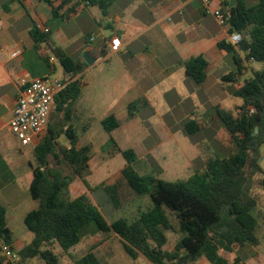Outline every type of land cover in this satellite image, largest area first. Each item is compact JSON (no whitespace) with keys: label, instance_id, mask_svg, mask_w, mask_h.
I'll return each mask as SVG.
<instances>
[{"label":"crops","instance_id":"0c3cea01","mask_svg":"<svg viewBox=\"0 0 264 264\" xmlns=\"http://www.w3.org/2000/svg\"><path fill=\"white\" fill-rule=\"evenodd\" d=\"M226 1L212 0L211 7L228 15ZM53 3L52 6L46 0H13L5 8L8 0H0V205L6 208L13 246L18 250L34 237L25 225V217L39 206V201L31 197L30 184L37 166L34 150L46 136L54 135L59 146L70 148L69 140L61 142L64 135L61 133L70 129L78 139L77 147H92L86 177L102 173L99 162L93 171L94 160L100 153L103 158L117 159L124 164L118 171L119 176L127 162L114 147L104 148L110 135L102 125L105 118L114 115L120 127L111 135L122 150L133 149L138 158L136 163L146 159L154 165L164 162L165 168L163 166L161 171L168 175V166L176 162L179 170L172 174L178 177L185 175L179 174L181 170L184 173V167L193 169L196 162L200 166L193 169V174L204 170L210 158L219 156L218 151L235 153L233 138L217 108L237 114L244 104L235 92L230 95L224 90V77L237 67L233 55L230 57V53L218 47L220 41H227L229 26L222 25L213 13H208L203 0H116L106 13L98 6L77 8L69 19L63 17L71 4L54 13L53 7L57 8L61 0H53ZM246 3L248 5V0ZM34 24L41 32L49 29V45L35 43L31 35ZM114 36L122 42L118 52L109 50ZM74 45H77L76 56L67 52ZM51 48H58L75 60H84V53L90 52L96 61L76 76L67 74L62 67L65 84L72 79L81 81L80 96L67 112H60L55 103L48 125L52 132L47 128L31 145L22 146L12 134L9 123L25 86L56 70ZM18 50L21 54L13 57ZM197 57H204L208 62L207 77L201 84L187 74L186 68V61ZM254 63H245L246 79L252 77ZM241 76L235 82L236 90L245 83L246 79L242 81ZM133 103L138 104V110L134 117H129V106ZM212 109L215 113L207 119ZM192 120L197 123L193 127L194 134L210 132L219 150L204 138L194 140V134L186 130ZM213 122L218 124L217 130L213 129ZM101 127L104 135L102 142L97 143L95 134ZM203 143L207 144L205 152L201 149ZM83 184L85 193L88 184ZM259 201L264 216V194ZM258 238V245L238 246L230 256H239L243 264H264V230ZM98 248L102 250L103 261L130 264V255L114 232L85 237L70 254L63 255L60 264H73L75 252L83 256L92 251L100 258ZM57 251L61 252L59 248ZM35 260L37 264H45L39 258L30 261ZM4 264L14 263L6 261ZM197 264L211 263L201 258Z\"/></svg>","mask_w":264,"mask_h":264},{"label":"trees","instance_id":"16d2710c","mask_svg":"<svg viewBox=\"0 0 264 264\" xmlns=\"http://www.w3.org/2000/svg\"><path fill=\"white\" fill-rule=\"evenodd\" d=\"M13 0H8V4ZM22 2L23 0H18ZM53 6V0H46ZM116 0H61L54 13L67 5L64 19H69L78 9L98 6L104 13ZM228 8L226 1V24L229 32H238L242 40L234 45L220 41L218 47L233 55L236 70L224 77L225 82H236L247 70L246 62L262 63V68L252 70V77L235 91L244 104L235 114L231 110L217 108L218 115L233 138L236 152L229 157L210 158L202 171H196L187 179L165 180L151 174H140L134 164L138 160L133 149L122 150L111 133L120 127V121L111 115L102 121L110 138L104 148L114 147L121 152L127 165L122 175L111 183L101 184L114 209H125L130 201L147 198L149 206L138 208L133 217L116 216L110 223L95 204L88 192L71 197L70 188L76 178L85 184L91 160L90 145L77 147L76 135L63 131L71 147H61L54 135L46 136L36 147L37 166L30 184V194L39 206L27 214L25 225L33 239L20 250L13 246L12 231L8 226L6 208L0 205V264L9 260L3 255V245H10L20 255L18 264L39 258L45 264H60L64 254L80 244L83 239L96 233H116L128 255L136 259L143 255L151 264H197L206 258L211 264H243L235 248L245 244L258 245L260 212L259 198L253 194L256 178L261 175L264 187V0L249 6L246 0H236ZM50 32H41L33 25L31 35L36 44H50ZM65 72L71 76L82 73L88 64L75 60L58 48H51ZM106 54V51L103 52ZM208 62L204 57L186 61L187 74L198 84L206 80ZM81 81L70 80L56 98L60 112L71 110L81 94ZM138 104L129 106V117H134ZM196 121L188 123L186 130L194 134ZM50 133L51 128L48 127ZM60 153V156L57 155ZM51 159L54 165L51 164ZM68 169V173L66 172ZM87 185V184H86ZM88 191L91 190L87 185ZM177 222V227L173 222ZM168 231L178 233L180 238L174 248L166 250ZM61 252H58L57 249ZM73 264H110L94 252L77 258Z\"/></svg>","mask_w":264,"mask_h":264},{"label":"rangeland","instance_id":"374dc122","mask_svg":"<svg viewBox=\"0 0 264 264\" xmlns=\"http://www.w3.org/2000/svg\"><path fill=\"white\" fill-rule=\"evenodd\" d=\"M258 2H259V0H248V5L254 6ZM67 52H68V54H72L73 56H76L75 52H77V45H74L71 48H69ZM230 57H232V54H230ZM51 60L54 62L56 70L50 73V77L63 80L65 78V74L63 72V68H62L59 60L57 59V57L54 54L51 55ZM253 67L256 70H259L262 68V63L256 62V63H254ZM247 77H248V75H242L241 76L242 81H244ZM224 85L226 86V88L224 89L226 93L232 95L236 91V83L235 82H225ZM214 113H215V110L212 109V111L208 112L206 118L208 119L210 117V115L214 114ZM212 127H213V129L216 128V130H217L218 124L213 122ZM99 129H100L99 132H97L95 134V140H96L95 142H97V143L102 142V135H104V129L102 127ZM212 132L214 133L215 131H212ZM192 137L194 138V140L195 139H202V138H204L205 140H209V142H210L209 144H212L213 147H215L216 149L219 150L218 146L216 145L217 142L214 139V135H211L210 132L206 135L200 134V133H195ZM67 140H68V138L66 137V135H62L61 142H64ZM117 144L119 145V143H117ZM203 145L204 146L201 147V149L203 152H205L206 148H207V144L203 143ZM236 151L237 150L235 148L234 152H236ZM218 152H219L220 157H224V156H227L228 154L229 155L231 154V151H228V150L218 151ZM96 156L97 157L95 158L94 163H93V171H95L96 164H97V162H99L102 173H100V174L92 173L89 175V177H84V180L91 188V190L90 191L87 190V192L90 194V196L93 199V201L95 202V204L102 211L105 218L109 221L113 220V218H115L116 216H125L128 218H131L134 216L135 213H137L138 208H141L142 210L147 209V207L149 206V202H148L147 198H143L141 200L130 201L129 203H127L125 209H123L122 211L117 212L114 209L113 204H112L108 194L102 188H99V186L101 184L111 183L114 179L120 177L121 175L118 176V174H119L118 171L120 168H122L124 166V164L118 163L117 159L103 158L101 153L97 154ZM122 159H124V158L122 157ZM263 160H264V158L262 159V162H263ZM147 161L148 160L146 159V160L141 161V162H137V163L135 162V164H134L135 170L138 171L140 174H151V175H155L159 178H162L165 180H171V181L189 178L193 174V169H195L196 166H200V165H198L199 163L196 162V163H194V167H192L193 169H189V167L188 168L184 167V169L182 168L183 170H185L184 173H182L183 171L181 170V172H179V174L181 173V174H185V175H182V176L178 175V177H177V174L173 175L172 173H176V171L179 170V167L177 166L176 162L175 163L171 162V159H170V164L173 163L174 165L171 164L167 168V172L169 171L170 175H168L166 172H164V170L161 171L163 166L165 168L164 162L160 163V164L156 163L154 165L152 163L150 164V162H147ZM108 163H110V166H111L110 168L108 167V165H109ZM51 164L54 165V161L52 159H51ZM181 164H182V162H181ZM263 164H264V162H263ZM66 172L68 173V169H66ZM261 180H262V176L259 175L255 180V184H254V188H253V194L256 195L259 198V200L262 199V196L264 194V187L261 184ZM83 189H85L83 182L81 181V179L76 178V180L74 181V183L72 184V186L70 188L71 197L79 196L80 194L83 193ZM173 222L177 227L178 224H177L175 219H173ZM263 230H264V216H262L260 218V227L258 229L257 235L260 236V234ZM167 234L169 237V242L166 245L165 249L171 250L174 248V245H175L176 241L180 238V235L178 233H174L172 231H168ZM97 252H98L100 258L102 259L101 248H98ZM74 256L80 257V256H82V254L75 252ZM36 262H37L36 260L30 261L26 264H37ZM129 263L130 264H149V262H147V260L144 256H139L136 259H133L130 257ZM16 264H18V263H16Z\"/></svg>","mask_w":264,"mask_h":264},{"label":"built area","instance_id":"2783aa9c","mask_svg":"<svg viewBox=\"0 0 264 264\" xmlns=\"http://www.w3.org/2000/svg\"><path fill=\"white\" fill-rule=\"evenodd\" d=\"M206 11L213 13L222 25L226 26V15L220 10L211 7L212 0H203ZM44 32H49L48 28ZM94 40V37L91 38ZM242 40L238 32L229 33L227 41L234 45ZM122 47L118 36L112 37L110 41V52H118ZM21 51H15L13 57H17ZM64 81L50 76L37 77L33 79L20 92L9 127L22 146H29L46 132L51 113L56 103L59 92L65 87ZM3 255L12 263H19L21 258L16 250L10 245H3Z\"/></svg>","mask_w":264,"mask_h":264},{"label":"water","instance_id":"95a60500","mask_svg":"<svg viewBox=\"0 0 264 264\" xmlns=\"http://www.w3.org/2000/svg\"><path fill=\"white\" fill-rule=\"evenodd\" d=\"M235 4H236V0H232L231 4L229 5V8H232L233 6H235ZM84 60L88 65H92L96 61V58H93L90 52H86L84 53ZM263 162L261 163V166L264 169Z\"/></svg>","mask_w":264,"mask_h":264}]
</instances>
